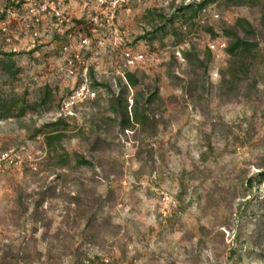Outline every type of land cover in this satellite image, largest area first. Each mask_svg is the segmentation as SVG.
Returning <instances> with one entry per match:
<instances>
[{"label": "rangeland", "instance_id": "rangeland-1", "mask_svg": "<svg viewBox=\"0 0 264 264\" xmlns=\"http://www.w3.org/2000/svg\"><path fill=\"white\" fill-rule=\"evenodd\" d=\"M105 1L113 0H27L17 9L8 8L9 0H0V29L4 24L7 27L6 34L0 31V52L16 53L14 59L22 69L19 77L2 86V97L12 108L16 100L34 102L41 89L51 87L57 109L40 118L39 125L61 116L73 118L69 119L72 139L65 148L74 157L88 156L92 131L95 125L101 126L108 103L106 91L91 89L89 69H95L99 80L116 84L128 68L124 52L144 54L148 62L137 71L144 74L147 85L158 84L162 100L159 134L151 142L155 161L151 167L137 157L140 140L132 132L119 136L113 130L105 136L111 146L98 157L96 173L81 170L64 177L66 172L49 160L42 138L30 140L16 120L0 121V153L16 150L26 160L31 158L0 175V244L26 247L22 264H74L78 248L90 256H103L110 264H220L221 252L235 244L241 228L239 199L230 187L256 173L263 156L259 142L264 139V68L259 93L249 97L244 85L231 93L221 79L228 67L227 40L221 32L208 35L190 27L184 31L190 33L191 42L176 47L172 32L180 26L177 22L153 36L159 10L197 0H129L115 15L102 4ZM44 4L56 9L60 19L39 15ZM258 12L210 6L200 21L214 25L224 19L233 24L239 17H247L260 26ZM94 18L103 19V26L94 25ZM80 20L88 24L90 37L68 33ZM262 43L264 51V40ZM191 46L213 56L208 83L184 59L182 51ZM196 81L198 91L191 95L190 84ZM85 84L95 96H81ZM133 94L130 90V106ZM31 116L29 112L25 121ZM251 124L256 127L253 143H239L233 154L212 164V181L201 184L199 192L192 189L189 199L193 203L183 210L176 199L178 177L185 168L205 164V136L212 135L221 152L227 142L219 134L232 130L239 136ZM217 186L218 193H212ZM47 187L54 191L37 212V193ZM19 191L30 197L26 203L29 214L18 220L14 202ZM78 195L84 202L91 195L105 202L99 219L104 231L95 245L86 242L82 231L88 215L101 206L80 210L73 201Z\"/></svg>", "mask_w": 264, "mask_h": 264}, {"label": "trees", "instance_id": "trees-1", "mask_svg": "<svg viewBox=\"0 0 264 264\" xmlns=\"http://www.w3.org/2000/svg\"><path fill=\"white\" fill-rule=\"evenodd\" d=\"M16 1L9 0L8 8L21 9L27 0H20L18 3ZM210 6H216L219 10L224 11L241 8L250 11L258 9L260 26L247 17H239L233 24L224 19L214 25L202 23L200 18ZM5 16L6 14L3 18ZM156 16L157 19L152 29L153 36L165 31L170 25L174 26L177 22L180 24L172 32L173 44L176 47L191 42L190 33L184 31L187 28L194 27L195 31L204 32L208 35H217L218 32H221V35L227 40L225 53L228 56L226 72H221L222 82L226 81L227 90L231 93L237 92L241 85L245 86L249 97L259 93L260 72L261 68H264L262 47L264 40V0H197L188 4L182 2L178 5L172 3L168 8L159 10ZM87 25L85 20L76 21L75 26H71L68 33L76 36L82 33L86 37H90V29ZM182 53L184 59L193 69L203 73L204 82L208 83L211 79L210 63L213 60L211 52L200 53L199 50L191 46V48L183 50ZM17 56L16 53L0 52V121L16 120L20 124L19 129L27 131L30 140L42 138L44 146L48 150L49 160L53 162L54 166L66 172L64 177L81 170H92L96 173L100 168L98 157L104 154L108 146H111L105 136L113 130H116L119 136L125 135L126 131L132 132L140 140L137 157L152 167L157 154L151 142L158 137L162 122V118L159 116L162 110V100L157 83L155 86L147 85L143 73L137 69L127 68L123 72V77L119 78L116 84H113L99 80L96 77L95 69L91 67L88 71L91 89L93 91H106L108 103L101 126L95 125V130L92 131L94 137L91 136L89 139V155L82 154L74 157L65 148V143L72 139L69 119L73 118L61 116L42 126L39 125L40 118L57 109L54 90L51 87L46 86L41 89L34 102L29 103L27 98H22L16 100L12 108H8L6 100L2 97V86L19 77L22 73V69L14 59ZM226 75H228L227 80ZM198 87L197 81L191 82V95L198 91ZM130 90L134 91L132 106L129 104ZM29 112L32 113V116L28 121H25ZM218 136L227 142L221 152L214 145L212 135H206L205 164L202 166L194 165L191 170L185 168L179 174V192L176 199L181 203L183 210L188 209L193 203L189 199L192 189L199 192L201 184L212 181L214 170L211 165H218L227 155L233 154L239 143L243 146L252 144L256 137V127L251 124L239 136L235 135L232 130ZM259 146L263 148V156L257 172L230 187L239 199L240 216L238 221L241 228L236 236L235 244L226 247L221 252L220 264H264V244L260 241L261 239L264 240V195L262 194L264 188V139L259 142ZM101 176L104 175L101 174ZM61 177L59 175L57 178L60 179ZM195 184H198L197 188L193 187ZM212 190V193L217 194L218 186L217 188L213 187ZM53 191V188L47 187L37 193V199L34 201L35 211L39 212ZM29 197L23 191H19L15 197L14 214L18 220L26 218L29 214V206L26 204ZM199 197L201 200V193ZM212 197L209 195V198ZM73 201L80 210H93L96 204L101 206L88 215L82 231L86 242L95 245L98 237L104 231L103 226L99 225V219L100 210L103 209L102 205L105 202L102 201L101 197L96 198L93 195L85 202L80 195L73 198ZM246 228L252 230L247 231ZM117 229L120 228L115 227L116 231ZM45 240L49 241L50 237L46 236ZM27 253L26 247L18 249L16 246H2L0 244V264H22ZM74 255V264H110V262H106L109 260L103 256H90L82 248H78Z\"/></svg>", "mask_w": 264, "mask_h": 264}, {"label": "built area", "instance_id": "built-area-1", "mask_svg": "<svg viewBox=\"0 0 264 264\" xmlns=\"http://www.w3.org/2000/svg\"><path fill=\"white\" fill-rule=\"evenodd\" d=\"M90 1V0H88ZM129 0H113L111 2L105 1L102 2L103 5H108V8L112 9L113 14L115 15L118 11V7L120 5L127 3ZM38 14H45L46 16H51L52 18H59L61 17L60 13L56 11V9L52 8L48 4H44L43 6H40ZM38 14H35L37 16ZM39 21V20H37ZM104 22L103 19L94 18L92 19V23L96 26H103L102 23ZM6 24L0 29L1 32L4 34L7 33V27H5ZM94 33H97L98 30H93ZM87 43V40L84 41ZM212 49H214L213 46H211ZM124 62L126 63V66L131 69H138L142 68L146 63L148 62L147 57L144 54H135L132 51H125L123 54ZM81 96L85 95H92L95 96L94 92H91L89 89V86L87 84L83 85L81 88ZM26 158L16 150H9L6 152L0 153V175L7 174L12 169H17L24 165L26 161H30V156ZM33 170H37L35 166L32 167ZM109 263V261H106Z\"/></svg>", "mask_w": 264, "mask_h": 264}]
</instances>
